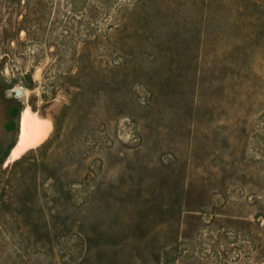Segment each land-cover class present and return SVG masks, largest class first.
<instances>
[{"label":"rangeland","instance_id":"rangeland-1","mask_svg":"<svg viewBox=\"0 0 264 264\" xmlns=\"http://www.w3.org/2000/svg\"><path fill=\"white\" fill-rule=\"evenodd\" d=\"M0 264H264V0H0Z\"/></svg>","mask_w":264,"mask_h":264},{"label":"bare ground","instance_id":"bare-ground-1","mask_svg":"<svg viewBox=\"0 0 264 264\" xmlns=\"http://www.w3.org/2000/svg\"><path fill=\"white\" fill-rule=\"evenodd\" d=\"M37 124V118L32 117L29 112H26L20 122V138L22 143H27L33 140L32 128ZM39 125V124H38ZM39 135V134H38ZM37 135V136H38ZM40 143V142H37ZM37 145V144H36ZM19 146V145H18ZM21 147V146H20ZM18 148V147H16ZM24 148H26L24 146ZM19 149V148H18ZM13 151V150H12ZM25 152V151H24ZM15 153V151H14Z\"/></svg>","mask_w":264,"mask_h":264},{"label":"trees","instance_id":"trees-1","mask_svg":"<svg viewBox=\"0 0 264 264\" xmlns=\"http://www.w3.org/2000/svg\"><path fill=\"white\" fill-rule=\"evenodd\" d=\"M45 147V144L44 145H42L41 147H39V148H37V149H35V150H33V151H39L40 149H42V148H44ZM30 153V152H29ZM31 153H32V151H31ZM26 160V155H24L23 157H21L19 160H17L13 165H17V164H20V163H22L23 161H25Z\"/></svg>","mask_w":264,"mask_h":264},{"label":"water","instance_id":"water-1","mask_svg":"<svg viewBox=\"0 0 264 264\" xmlns=\"http://www.w3.org/2000/svg\"><path fill=\"white\" fill-rule=\"evenodd\" d=\"M22 95V91L21 90H18L15 92V96L19 97Z\"/></svg>","mask_w":264,"mask_h":264}]
</instances>
